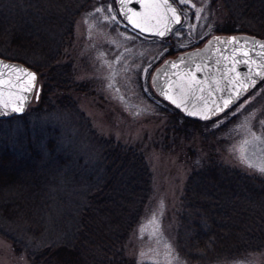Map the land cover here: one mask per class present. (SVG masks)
Segmentation results:
<instances>
[{"label": "trees", "instance_id": "trees-1", "mask_svg": "<svg viewBox=\"0 0 264 264\" xmlns=\"http://www.w3.org/2000/svg\"><path fill=\"white\" fill-rule=\"evenodd\" d=\"M211 1L225 11L221 34L264 38V0ZM93 2L0 0V58L41 81L35 106L0 118V237L30 264H133L124 246L152 194L141 148L100 135L73 98L89 85L73 79L66 51ZM62 112L73 114L67 125L53 118ZM166 113L162 150L209 123ZM180 199L176 247L193 263L264 250V177L210 156L189 172Z\"/></svg>", "mask_w": 264, "mask_h": 264}, {"label": "rangeland", "instance_id": "rangeland-1", "mask_svg": "<svg viewBox=\"0 0 264 264\" xmlns=\"http://www.w3.org/2000/svg\"><path fill=\"white\" fill-rule=\"evenodd\" d=\"M241 2L245 6L246 1ZM173 3L181 13V23L168 37L153 38L132 33L121 21L113 0H94L76 19L72 47L66 51V61L74 68L73 79L89 85L86 92L73 94L77 108L100 135L141 148L151 171L152 194L126 240L125 254L133 264H264V250L212 263H193L177 250L180 198L194 166L213 156L224 165L264 177V79L217 115L208 119L187 116L209 122L204 124L202 136L194 133L188 141L177 139L162 150L164 129L170 122L166 111L171 113L176 107L160 95L158 77L169 61L177 62L179 54L201 48L226 24L219 1L188 0L191 6L181 5L179 0ZM260 7L263 9L262 2ZM28 49L27 54H34ZM40 84L37 76L27 108L37 104L40 93L34 97ZM71 114L62 112L53 118L67 125ZM0 264L30 262L14 254L0 237Z\"/></svg>", "mask_w": 264, "mask_h": 264}, {"label": "water", "instance_id": "water-1", "mask_svg": "<svg viewBox=\"0 0 264 264\" xmlns=\"http://www.w3.org/2000/svg\"><path fill=\"white\" fill-rule=\"evenodd\" d=\"M172 6L177 10V12L180 15V12L176 8V6L174 4H172ZM133 7H136L139 12L143 13V15L133 16V23L131 24L127 20H125L123 16L120 15V17L129 27L138 31L139 33L141 32L138 30V28H135L134 25L138 24L139 26L144 27L146 30L141 34L146 36H155L153 35V33L156 32L158 28L163 29L164 24L151 17V13L153 11L151 8L140 9L139 5H133ZM117 10L118 13L123 11V9L120 8H117ZM170 15L171 14H169V16ZM178 25L179 24H176L175 21H172L169 27L175 29ZM170 34L171 33H168L164 37H167ZM214 39L215 38L211 39L207 44H210V42L213 41ZM249 39L252 38L246 36L220 38L219 41L235 40L237 43L235 44L219 43L218 46H209L205 52V56H206L205 58H203V54L199 52L200 50H194L193 52L183 54L182 56L179 57L177 62H174L178 64V67L173 68L176 72L173 74L172 81L170 80L169 76H167L165 78H162L161 80L162 83L160 84L165 86L171 84V89H170L172 93L171 99H175L178 103H179V97L183 93L181 92L180 88L177 85L178 84L183 85L184 92L187 93L188 98L191 100V103L188 105L189 107L193 105L197 106L202 102V94L199 93V89L210 90L209 87L212 83L219 82L223 77H228V75L232 73V71L227 68H229V62H233L234 59L236 60V62L241 60H248V64H244V66L249 67V69L256 70L254 74L255 76L254 78L255 79L260 78V77H256V73L264 70V47H260V45H264V40L257 41L255 39L254 40H249ZM245 44L247 45V47H244ZM243 48H245L249 53L247 57H244L242 55ZM240 63H236L237 67L241 66ZM170 64L173 63L168 62V65ZM3 65H8L9 67L5 69L3 68ZM197 66H199L201 69L199 72L196 71ZM12 68L23 69L24 72L26 73L29 72L33 73L36 76V83H37V75L34 71H32L31 69L25 67L20 63H16L0 58V113L5 111L3 107V103L5 101L9 102V106L7 109L9 114L8 115L0 114V118H7L12 115H18L23 113L31 100L30 99L26 101L22 110H18L15 112L11 111L12 108L17 106V103L19 101V96L21 95V93L17 89L13 88L12 85L16 82L17 77L22 75V73L12 72L11 71ZM167 69L163 70V72L166 71ZM176 73H179V75L177 76ZM244 73L245 71H242L241 73H237L236 76L239 77L241 74ZM163 75H165V72ZM193 77L195 78L193 79ZM237 80H239L240 83H237ZM244 80L245 79L242 78L236 79V84L238 86V89L240 88ZM197 81L199 83H197ZM34 89L35 87L33 88L32 92L28 93L27 95H31L32 97V93ZM39 93H40V86L38 85L36 87L35 99H37Z\"/></svg>", "mask_w": 264, "mask_h": 264}, {"label": "snow or ice", "instance_id": "snow-or-ice-1", "mask_svg": "<svg viewBox=\"0 0 264 264\" xmlns=\"http://www.w3.org/2000/svg\"><path fill=\"white\" fill-rule=\"evenodd\" d=\"M173 2L175 0H113V4L116 8L123 9L119 13V15L123 16L125 20H127L130 24L133 23V16H140L143 15V13L139 12L136 7H133V5H139L140 9H145V8H151L153 11L151 13V17L154 18L157 21H160L161 23L164 24L163 29H159L153 33L155 36L159 37H164L168 33L174 32L176 29L169 27V25L172 23V21H175L176 24L181 23V18L177 10L172 6ZM179 3L181 5H188V0H179ZM191 6V5H188ZM162 13V15H161ZM169 14H171L169 16ZM198 18V17H197ZM112 20L115 21L116 17L113 16ZM135 28H138V30L143 33L145 32V28L137 25H134ZM218 43L222 44H235L237 43L235 40H227V41H217ZM211 43V42H210ZM260 47H264V45H260ZM242 55L244 57H247L249 55L248 52H243ZM241 61H237L236 63H240ZM244 64H248V60H243L242 61ZM9 66L8 65H3V68L7 69ZM166 67H171V68H177L178 64L173 63L170 65H166ZM201 69L199 66H197L196 71L199 72ZM236 70V64L234 63L232 65L231 71ZM12 72L14 73H22L21 76L17 77L16 82L12 85L13 88L17 89L21 95L19 96V101L17 103V106L12 108L11 111L15 112L18 110H22L24 107L26 101L31 99V95H27L28 93H31L33 88L36 85V76L33 73H26L24 72L23 69H18V68H12ZM178 76L179 73H176ZM258 77H261L264 79V70L261 72H258L256 74ZM195 77H193L194 79ZM229 80V83H231L232 78L227 77ZM256 80L255 78H251V83L255 84ZM197 83H199L197 81ZM237 83H240L239 80H237ZM181 92L183 93L179 97V103L175 99H171V84L168 85H162L160 88V95H162L165 99H169L171 103L175 104L176 108H182L186 111L187 115L192 116L196 115L195 111H188V105L191 103V100L188 98V95L186 92H184V86L183 85H177ZM190 87V85H189ZM249 87L251 85L248 82V78L244 80V82L241 84L240 88L238 90H235L233 95L228 96L226 99H224L223 105H219L216 100L211 101V103L216 104V107L209 108L207 112H204L201 110L200 116L202 119H208L211 116L217 115L219 111H222L223 109L229 108L233 103H235V100L238 99L241 95L242 92L248 91ZM194 95V93H193ZM207 101L205 103V106H207ZM8 106L9 102L5 101L3 103V107L5 111H3L0 114L3 115H8ZM195 107V105H193ZM261 171H264V169H261Z\"/></svg>", "mask_w": 264, "mask_h": 264}, {"label": "flooded vegetation", "instance_id": "flooded-vegetation-1", "mask_svg": "<svg viewBox=\"0 0 264 264\" xmlns=\"http://www.w3.org/2000/svg\"><path fill=\"white\" fill-rule=\"evenodd\" d=\"M133 33L136 34V35H140V34H138L137 32H134V31H133ZM247 37L252 38V39H249V40H254L255 39L257 41H262V39L253 38L252 36H247ZM214 38L215 39L213 41H211L210 44H207L206 43L201 48H197V50H200L199 52L201 54H203V58L206 57L205 56V52H206V50L208 49L209 46H218L219 43L217 41L220 38H225V37H223L222 34H219L218 36H215ZM244 47H247V45L245 44ZM243 52H248V51L245 48H243L242 49V53ZM242 61L243 60H241V63H240L241 66H239V67H237L236 60L235 59L233 60V62H229V68H227V69H230V70L232 68V65L234 63L236 64V70L235 71H232V73L230 75H228V77H231L232 78L231 83H229V80L227 79V77H223L221 79V81L212 83L210 85V87H209L210 90H207V89H199V93L202 94V102L200 104H198L197 106H195V107H193V106H189L188 107V111H195L196 112V115H192V116L201 118V116H200L201 110H203L204 112H207L209 108L216 107L217 106L216 104L211 103V101H213V100H216L218 102V104L222 106L223 103H224V99H226L230 95H233L234 91L238 89V86L236 84V79H238V78H242V79L248 78V82L251 85V87H249L248 91L242 92L241 95H240V97L235 100V103L237 101H239L245 94H247L252 88H254L257 84H259L261 82L262 78L260 77L258 79H255L256 80L255 84H252L251 83V78L255 77L254 74H255L256 70H252V69H249V67H245L244 66V63ZM169 62L174 63L175 60L174 61H169ZM242 71H245V73L244 74H241L239 77H237L236 76L237 73H241ZM175 72L176 71L173 68L169 67L165 71V75L162 74V76H160L161 78L158 77V84H159V86L160 87L162 86L160 84V83H162L161 82L162 78H165L167 76H169L170 80L172 81V77H173V74ZM206 72H208V71H206ZM182 76H184V75H182ZM256 77H258V76L256 75ZM206 101L208 102L207 103V106H205ZM181 109H182V112L187 115V113L183 109V107ZM187 116H189V115H187Z\"/></svg>", "mask_w": 264, "mask_h": 264}]
</instances>
